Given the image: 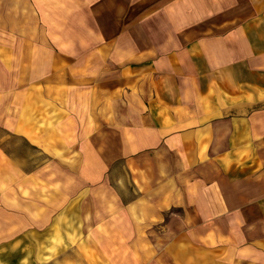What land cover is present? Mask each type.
Masks as SVG:
<instances>
[{
  "label": "rangeland",
  "instance_id": "rangeland-1",
  "mask_svg": "<svg viewBox=\"0 0 264 264\" xmlns=\"http://www.w3.org/2000/svg\"><path fill=\"white\" fill-rule=\"evenodd\" d=\"M35 2L0 15V264H264V176L190 166L151 118L173 61L253 79L264 0Z\"/></svg>",
  "mask_w": 264,
  "mask_h": 264
},
{
  "label": "crops",
  "instance_id": "crops-1",
  "mask_svg": "<svg viewBox=\"0 0 264 264\" xmlns=\"http://www.w3.org/2000/svg\"><path fill=\"white\" fill-rule=\"evenodd\" d=\"M5 1L8 9L0 15H20V23L35 21L39 2ZM4 21L7 19L1 17L0 22ZM185 67L191 78L183 80ZM170 71L171 75H166L170 79L160 81L161 94L154 93L151 110V118L160 121L156 129L161 138L165 137V143L184 158L193 159L186 160L190 166L210 164L223 174H231L239 164L245 174L254 165L257 176L263 177L264 64H256L255 76L250 81L235 80L228 74L216 77V73L214 78L193 77L188 64L175 61ZM158 96L160 99L156 100Z\"/></svg>",
  "mask_w": 264,
  "mask_h": 264
}]
</instances>
